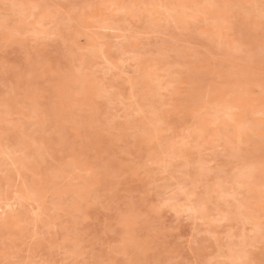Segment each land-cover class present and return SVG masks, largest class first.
I'll list each match as a JSON object with an SVG mask.
<instances>
[{
	"label": "rangeland",
	"instance_id": "1",
	"mask_svg": "<svg viewBox=\"0 0 264 264\" xmlns=\"http://www.w3.org/2000/svg\"><path fill=\"white\" fill-rule=\"evenodd\" d=\"M41 3L56 7H34ZM260 4L0 0V259L75 264L145 258L119 230V213L104 206L109 194L104 189L89 192L97 177H89L88 170L97 160H110L120 168L119 182L149 197L162 183H191L202 164L226 165L223 191L217 194L212 188L208 215L200 218L204 223L164 213L177 226L172 243L179 244L181 255L160 249L148 258L264 264ZM131 5L137 7L127 8L125 15L124 6ZM174 5L185 7L176 10ZM205 5L216 7H197ZM57 15L59 20L54 19ZM222 20L228 21L227 27ZM138 32L142 35L135 38ZM54 35L59 38L49 39ZM6 48L11 49L8 61ZM135 57H144L152 79L133 91L120 72L106 69L107 63ZM6 63H15L18 72H6ZM38 82L45 87L36 103L29 91ZM225 102L235 109L232 120L219 107ZM201 128L218 138L223 149L219 155L207 148L197 151V142L203 143L198 136L191 147H182L189 130ZM241 136L247 155L232 159L230 142ZM41 163L63 167L64 181L55 185L46 177L42 180ZM164 164L170 166L166 176ZM104 175L111 173L106 169ZM236 185H243L239 204L228 199ZM61 193L74 195L61 198ZM217 209L230 212L227 224L210 223ZM209 230L219 236L218 245L204 243L209 238L201 234ZM194 231L201 240L195 256L187 246Z\"/></svg>",
	"mask_w": 264,
	"mask_h": 264
},
{
	"label": "snow or ice",
	"instance_id": "2",
	"mask_svg": "<svg viewBox=\"0 0 264 264\" xmlns=\"http://www.w3.org/2000/svg\"><path fill=\"white\" fill-rule=\"evenodd\" d=\"M36 9L44 10L56 7L54 5L41 3L34 5ZM100 7H106V5H100ZM111 7H116L112 5ZM131 7L135 9L136 5L124 6L125 15H127V8ZM145 7V6H142ZM176 10L184 8V5H174ZM197 7H216V5H205ZM228 7V6H224ZM54 19L59 20V16ZM260 25L261 31L264 32V0H261L260 4ZM193 22H198V17L193 18ZM221 24L227 27L228 21L222 20ZM115 31V29H113ZM142 33H136L135 38H140ZM58 35H54L49 39H58ZM119 40L117 41L116 51H120ZM234 51L239 52V46L233 48ZM10 48L4 50L5 60L8 61L10 57ZM31 61V56L28 55L27 62ZM107 63V61H106ZM26 62L21 61L20 67H25ZM262 71H264V55H262ZM5 71L9 73H16L18 69L15 63L5 64ZM107 72H120L128 81V86L135 90L137 85L142 81L152 79L150 69L148 65L144 63V57H135L131 59L121 58L117 63H107ZM45 85L42 82H38L33 88L30 89L29 95H33L39 102V96L41 94V89ZM226 114V119L232 120L231 113L235 111L230 103L225 102L219 105ZM235 122V121H233ZM215 125H212L214 127ZM199 137L200 141L197 142V151L203 152L204 149H210V151L216 155H219L223 149L219 147L220 141L215 136L209 135V129L201 128L195 131L189 130L187 138L182 141V147H191L190 141L193 137ZM262 144H264V135L261 137ZM67 147V145H65ZM231 157L232 159L242 158L247 155L245 152V145L243 137L241 136L238 141L230 142ZM262 155H264V148H262ZM37 163H40L37 161ZM213 164L216 161L212 162ZM46 167V172H45ZM162 175H167L170 166L168 164L161 165ZM262 167H264V161H262ZM41 173L40 177L43 180L45 177L53 184L60 185L64 181V171L65 169L60 166H56L53 163L51 166H46L43 163L40 164ZM108 170L111 175L105 177L104 172ZM120 171L119 166L115 161L110 160H97L95 166L88 170V176L97 177V182L92 184L89 189L91 194H94L100 189H104L110 196V202L106 205L109 210H114L119 213L120 223L119 230L124 231L128 236L132 238L135 245L138 246V250L143 254L145 258H131L118 261L111 260H78L75 264H215V262L203 261L200 259H189L187 261L183 259H152L148 258L160 249L167 250L171 255L180 256L182 249L179 244H173L172 241L175 236L178 235V229L176 224L169 223L168 218L164 216L166 211H170L175 214L177 219L180 218H197L200 223H204L202 217L208 215L207 197L212 194V188L215 187L219 193L223 191V179L228 175V167L225 165L223 167L214 168L212 164L200 165L197 172V178L191 183L182 182L177 183L172 187L165 184H161L156 190L152 197L147 194L141 195L139 192H133L126 188L122 182H119L118 172ZM99 175L97 176V174ZM215 181L213 182V178ZM243 185H236L234 187L233 193L228 199L235 201L239 204V196ZM261 209L260 214L262 217V224H264V187L261 189ZM61 198L68 195H74L73 193H61ZM220 200H224L223 195H219ZM98 204L103 202L98 201ZM230 212L220 211L217 209L212 215L210 221L211 224L217 226H223L229 222ZM201 235L207 236L209 239L204 241L205 244L215 241L217 245L220 243L219 236L209 230ZM231 233H225V236H230ZM188 247L193 249V256L196 255V250L201 247L200 236H197L195 231L192 238L188 241ZM0 264H33L31 261H26L22 258L15 257H5L0 259ZM37 264H50V262L42 261L37 262ZM71 264V262H70ZM239 264H248L247 261H241Z\"/></svg>",
	"mask_w": 264,
	"mask_h": 264
}]
</instances>
